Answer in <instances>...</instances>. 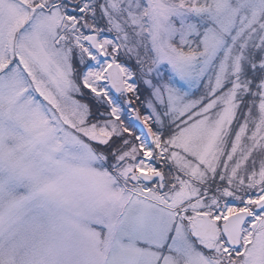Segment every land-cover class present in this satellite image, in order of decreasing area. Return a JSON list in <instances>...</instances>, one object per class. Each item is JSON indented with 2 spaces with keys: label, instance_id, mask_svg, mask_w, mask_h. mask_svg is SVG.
I'll list each match as a JSON object with an SVG mask.
<instances>
[{
  "label": "snow or ice",
  "instance_id": "obj_1",
  "mask_svg": "<svg viewBox=\"0 0 264 264\" xmlns=\"http://www.w3.org/2000/svg\"><path fill=\"white\" fill-rule=\"evenodd\" d=\"M0 264H264V0H0Z\"/></svg>",
  "mask_w": 264,
  "mask_h": 264
}]
</instances>
